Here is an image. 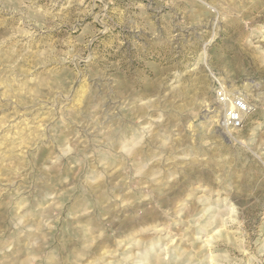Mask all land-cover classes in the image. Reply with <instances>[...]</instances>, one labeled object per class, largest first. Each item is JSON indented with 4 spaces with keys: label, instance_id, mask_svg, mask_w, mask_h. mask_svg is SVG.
<instances>
[{
    "label": "rangeland",
    "instance_id": "1",
    "mask_svg": "<svg viewBox=\"0 0 264 264\" xmlns=\"http://www.w3.org/2000/svg\"><path fill=\"white\" fill-rule=\"evenodd\" d=\"M0 264H264V0H0Z\"/></svg>",
    "mask_w": 264,
    "mask_h": 264
},
{
    "label": "built area",
    "instance_id": "2",
    "mask_svg": "<svg viewBox=\"0 0 264 264\" xmlns=\"http://www.w3.org/2000/svg\"><path fill=\"white\" fill-rule=\"evenodd\" d=\"M221 102L227 105L228 111L226 114V122L232 127H239L243 121V116L249 112L247 104L243 99H237L225 96L219 92Z\"/></svg>",
    "mask_w": 264,
    "mask_h": 264
},
{
    "label": "bare ground",
    "instance_id": "3",
    "mask_svg": "<svg viewBox=\"0 0 264 264\" xmlns=\"http://www.w3.org/2000/svg\"><path fill=\"white\" fill-rule=\"evenodd\" d=\"M221 107H222V105H221ZM225 107V106H224ZM227 108V107H226ZM247 108H249V106L247 105ZM225 110V109H224ZM215 111V110H214ZM3 263V262H2Z\"/></svg>",
    "mask_w": 264,
    "mask_h": 264
}]
</instances>
